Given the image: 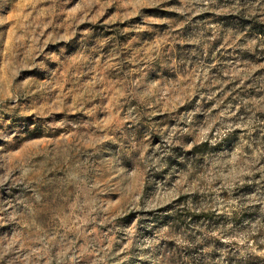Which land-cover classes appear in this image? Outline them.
Wrapping results in <instances>:
<instances>
[{
	"label": "rangeland",
	"instance_id": "rangeland-1",
	"mask_svg": "<svg viewBox=\"0 0 264 264\" xmlns=\"http://www.w3.org/2000/svg\"><path fill=\"white\" fill-rule=\"evenodd\" d=\"M0 264H264V0H0Z\"/></svg>",
	"mask_w": 264,
	"mask_h": 264
}]
</instances>
